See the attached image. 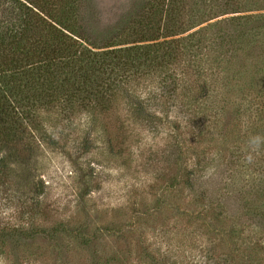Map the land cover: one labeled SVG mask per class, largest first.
Wrapping results in <instances>:
<instances>
[{
  "label": "rangeland",
  "instance_id": "1",
  "mask_svg": "<svg viewBox=\"0 0 264 264\" xmlns=\"http://www.w3.org/2000/svg\"><path fill=\"white\" fill-rule=\"evenodd\" d=\"M163 1L55 7L94 53L178 42L162 69L125 78L182 125L119 134L114 148L111 126H84L75 150L59 131L45 146L28 125L33 178L0 188V264H264V0H187L170 23ZM177 145L180 188L168 187ZM236 223L243 235L231 234Z\"/></svg>",
  "mask_w": 264,
  "mask_h": 264
},
{
  "label": "trees",
  "instance_id": "2",
  "mask_svg": "<svg viewBox=\"0 0 264 264\" xmlns=\"http://www.w3.org/2000/svg\"><path fill=\"white\" fill-rule=\"evenodd\" d=\"M62 1L0 0V8L9 4L7 12L12 16L0 17V188L11 186L12 176L17 173L31 184L34 139L28 137L30 124L37 126L36 132L45 146L56 148L59 145V131L64 146L72 145L74 150L78 149L80 137L76 131L84 126L92 130L99 126L98 129L105 132H109L111 126L116 131L115 136L114 131L111 133L112 148L119 134L134 137V133L129 132L137 128L157 133L161 124L169 129L173 125L177 131L182 125L180 118L170 116L169 106L163 114L151 111V100L158 101L156 95L152 93L151 97L141 99L136 90L127 87L131 81L125 78L128 72L138 77L145 67L151 68L155 63L156 69H162L165 62L181 54L178 42L94 53L73 40L78 34L72 32L66 22L70 10L55 13V7H63ZM164 1L166 22H176L187 0ZM48 4L54 8L47 7ZM204 90L202 87L200 93ZM176 100L174 97L173 101ZM168 136L172 137L169 132ZM176 150H179L174 163L176 168L174 177L168 179V187L178 185L180 188L178 178L185 170L177 166L182 158L179 145ZM190 173L193 175V172L186 173L184 179ZM186 183L187 179L184 185ZM167 190L166 187L164 191ZM218 218L214 219L215 227L219 224ZM231 225V234L243 235L237 223ZM235 252L238 250L234 255Z\"/></svg>",
  "mask_w": 264,
  "mask_h": 264
}]
</instances>
